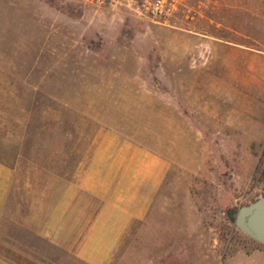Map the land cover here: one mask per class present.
Masks as SVG:
<instances>
[{
  "label": "rangeland",
  "instance_id": "rangeland-1",
  "mask_svg": "<svg viewBox=\"0 0 264 264\" xmlns=\"http://www.w3.org/2000/svg\"><path fill=\"white\" fill-rule=\"evenodd\" d=\"M104 128L170 164L121 264H264L229 217L264 193V0H178L163 23L129 2L0 0V148H85Z\"/></svg>",
  "mask_w": 264,
  "mask_h": 264
},
{
  "label": "crops",
  "instance_id": "crops-1",
  "mask_svg": "<svg viewBox=\"0 0 264 264\" xmlns=\"http://www.w3.org/2000/svg\"><path fill=\"white\" fill-rule=\"evenodd\" d=\"M53 150L0 148L14 156L0 157V264H121L170 164L111 128L96 129L85 148ZM51 153L58 163L16 157Z\"/></svg>",
  "mask_w": 264,
  "mask_h": 264
},
{
  "label": "water",
  "instance_id": "water-1",
  "mask_svg": "<svg viewBox=\"0 0 264 264\" xmlns=\"http://www.w3.org/2000/svg\"><path fill=\"white\" fill-rule=\"evenodd\" d=\"M229 217L247 237L264 245V193L253 203L231 211Z\"/></svg>",
  "mask_w": 264,
  "mask_h": 264
},
{
  "label": "built area",
  "instance_id": "built-area-1",
  "mask_svg": "<svg viewBox=\"0 0 264 264\" xmlns=\"http://www.w3.org/2000/svg\"><path fill=\"white\" fill-rule=\"evenodd\" d=\"M92 4H108L115 6L123 2H129L132 9L152 22L163 23L174 12L178 0H87Z\"/></svg>",
  "mask_w": 264,
  "mask_h": 264
}]
</instances>
